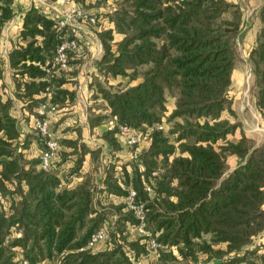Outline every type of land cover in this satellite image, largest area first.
Wrapping results in <instances>:
<instances>
[{
    "label": "trees",
    "instance_id": "trees-1",
    "mask_svg": "<svg viewBox=\"0 0 264 264\" xmlns=\"http://www.w3.org/2000/svg\"><path fill=\"white\" fill-rule=\"evenodd\" d=\"M45 1L0 0V264H264V142L247 135L231 94L242 8L229 0H117L106 13H89L95 23L81 20L89 33L61 26L50 4L62 0ZM19 15L5 57L3 33ZM260 19L249 64L264 118V0ZM92 36L102 53L90 74L88 122L91 138L109 147L101 157L72 110L77 78L96 51ZM69 40L77 47L64 68L57 51ZM118 79L127 83L116 87ZM17 103L34 128L47 118L41 107L55 111L49 132L59 149L47 170L45 140L37 127L23 135ZM111 119L139 133L164 130L128 147ZM100 231L105 239L90 247Z\"/></svg>",
    "mask_w": 264,
    "mask_h": 264
},
{
    "label": "crops",
    "instance_id": "crops-1",
    "mask_svg": "<svg viewBox=\"0 0 264 264\" xmlns=\"http://www.w3.org/2000/svg\"><path fill=\"white\" fill-rule=\"evenodd\" d=\"M41 4H45L46 1L43 0H37ZM230 2H233L235 4H238L242 10H243V26L241 31L240 38L237 43V67H238V57H239V51H241L244 56L247 58L245 61L247 62V66L249 69H247V74L251 73V68L249 67V55L252 50V48L255 46L256 37L259 32V30L262 27V22L260 19V10L263 5V0H229ZM73 5V4H72ZM52 6V5H51ZM23 15H19L16 17L11 24H9L4 33H3V42H4V48L2 55L5 57H8V53L10 50V46L12 44V41L15 37V34L18 32L19 27L21 25ZM246 32V34L243 35V33ZM90 33V32H89ZM96 41V51L93 55V57L83 65L81 70V75L77 78L78 79V86H77V104L73 107V112L76 115V113L80 112L78 115H76V118L78 121H80L83 124V128L85 129V134L87 132L88 135L86 137L93 143H96L101 148H104L105 150L109 149L107 143L104 142V140L100 139H92L91 138V131H90V125L88 122L89 117V109L91 108V102H89V97L91 95V88H90V82L91 77L88 75L89 72H94L96 69L97 59L100 58V55L102 53V45L98 38L96 36L90 37L89 41ZM236 72V66L233 73V83H234V77ZM90 73V74H91ZM9 79V78H8ZM10 81L12 82V79L10 77ZM13 83V82H12ZM12 90L14 91V86L12 87ZM13 96V93L11 94ZM99 106L106 109V104L100 103ZM53 115L48 117V121L52 122ZM106 129H108L107 126L99 127V132L102 134ZM124 153V152H122ZM123 155V154H122ZM122 155L119 154L120 157ZM88 166V163H87ZM262 241L264 240V232L259 237Z\"/></svg>",
    "mask_w": 264,
    "mask_h": 264
},
{
    "label": "rangeland",
    "instance_id": "rangeland-1",
    "mask_svg": "<svg viewBox=\"0 0 264 264\" xmlns=\"http://www.w3.org/2000/svg\"><path fill=\"white\" fill-rule=\"evenodd\" d=\"M32 1L38 2L37 0H31V3ZM116 1L117 0H109L106 6H101V7H98V6L89 7V4L91 5V2H89L88 0H86L85 3L77 2L79 5L78 4L77 5L75 4V5L87 13H94V14L99 15L100 13H106L107 11L112 10L113 9L112 7L114 6ZM45 4L47 3L45 2ZM50 5L55 6L54 4H50ZM69 9L70 8L68 7L65 10L69 12ZM77 23L79 27H82V30L77 29L78 31L87 32L86 25H84L82 21L78 20ZM89 31L92 32L91 29H89ZM244 34H246V32H244L243 35ZM117 38L119 39V37ZM90 42H96V41L94 40ZM236 58H237V55H236ZM246 59L247 58L244 56V54L241 51H239L238 67H237V59H236V72H235V77H234V83L232 85L231 94L233 95L235 99V107H236L238 120L242 123L245 132L247 133L249 137L254 138L257 141V143L261 144L262 142H264V118L260 117L258 110L256 108L255 98L253 95V84H252L253 82L251 78L252 72L251 73L249 72L247 74V69L249 68L247 66V62L245 61ZM249 67L251 68L250 64H249ZM90 73L91 72L88 73L89 76H90ZM126 83H127V79H124V80L118 79L113 84L116 85L117 87L119 84H126ZM4 86L7 89L9 95H11L12 93L14 94V91L12 90V87L14 86V84L10 81V75L8 74L5 76ZM88 99L90 102V97ZM19 104L17 103V106H16L18 110L17 116L21 120L20 128L23 132V135H25L27 133L35 131L36 127L35 128L32 127L31 126L32 123L27 121L31 114L30 113L26 114V112H24L23 108ZM79 113L80 112L76 113V115H78ZM86 135H88L87 132H86ZM91 144L94 146L97 145L96 143H93V142H91ZM105 152L106 150L104 148H101L99 152L100 157H101V154ZM36 155L40 157L37 151H33L32 156L35 157ZM127 155L128 154H123L122 157L128 158ZM103 159L105 160L104 157ZM237 162L238 160L235 157H230L229 162H228L229 167L230 168L235 167L237 165ZM139 234L144 235V233H141L140 231H139Z\"/></svg>",
    "mask_w": 264,
    "mask_h": 264
},
{
    "label": "built area",
    "instance_id": "built-area-1",
    "mask_svg": "<svg viewBox=\"0 0 264 264\" xmlns=\"http://www.w3.org/2000/svg\"><path fill=\"white\" fill-rule=\"evenodd\" d=\"M72 1L71 0H62L60 1L59 5H55L52 6L53 10L58 13L60 16H62L61 18V26H71L74 29H78V30H82V27H79L77 21L78 20H84L85 22H90V23H95V19L94 17H90L89 13L81 10L80 8L76 7L74 4L72 5ZM70 8L69 12L67 10H65L66 8ZM86 30L89 31L87 29L86 26ZM90 32V31H89ZM77 47V43L75 40H69V41H65L60 48L57 51V57H56V61L59 62L64 68H67V59H66V52L68 50L71 49H76ZM55 111L47 113L45 110V106L41 107L39 109V114L41 116H47V118H45L43 121L42 120H37L36 122V127L39 131V133L41 134V136L44 138L47 149L43 152L42 156H41V167L44 170H47L54 157L57 154V151L59 149V143L58 141H56L53 137L52 134L49 132V121H48V117L53 115ZM107 112L110 114L111 110L110 108L107 109ZM109 126L110 127H117L119 129V131L124 135L125 137V143L128 147H136V146H143L145 144L148 143L149 138L152 134V132H154L155 130L158 131H163L164 130V126L163 125H156L153 128L149 129L147 132L145 133H139L136 130L132 129L129 126H124V125H120L118 126L117 122L115 119H111L109 122ZM135 156H137V154L134 153ZM136 193L134 191H131L130 194L127 197V201L130 205L131 208H133L135 210V212L137 213L138 217L141 219V225L139 228V231L141 233L146 232V224L144 222L145 218H144V214H143V209L142 208H138L133 206V201H134V197H135ZM148 235V233H146ZM106 237L104 231H100L96 234H94L91 238V241L89 243L90 247L94 246L97 242L104 240ZM152 248L157 247V243L155 241H152ZM23 264H30L28 261H24ZM54 264H68V263H63L62 261H57Z\"/></svg>",
    "mask_w": 264,
    "mask_h": 264
}]
</instances>
